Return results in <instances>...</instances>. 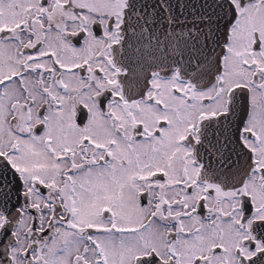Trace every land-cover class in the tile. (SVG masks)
<instances>
[{
	"label": "snow or ice",
	"instance_id": "obj_1",
	"mask_svg": "<svg viewBox=\"0 0 264 264\" xmlns=\"http://www.w3.org/2000/svg\"><path fill=\"white\" fill-rule=\"evenodd\" d=\"M0 264H264V0H0Z\"/></svg>",
	"mask_w": 264,
	"mask_h": 264
}]
</instances>
